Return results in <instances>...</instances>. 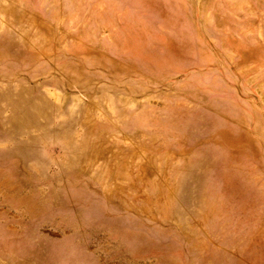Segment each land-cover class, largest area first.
I'll return each mask as SVG.
<instances>
[{"label": "rangeland", "instance_id": "374dc122", "mask_svg": "<svg viewBox=\"0 0 264 264\" xmlns=\"http://www.w3.org/2000/svg\"><path fill=\"white\" fill-rule=\"evenodd\" d=\"M0 264H264V0H0Z\"/></svg>", "mask_w": 264, "mask_h": 264}]
</instances>
